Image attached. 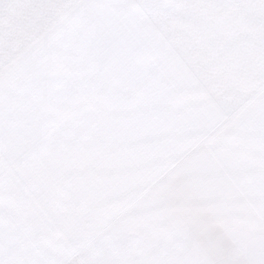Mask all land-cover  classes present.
<instances>
[{
    "label": "snow or ice",
    "instance_id": "obj_1",
    "mask_svg": "<svg viewBox=\"0 0 264 264\" xmlns=\"http://www.w3.org/2000/svg\"><path fill=\"white\" fill-rule=\"evenodd\" d=\"M0 264H264V0H0Z\"/></svg>",
    "mask_w": 264,
    "mask_h": 264
}]
</instances>
